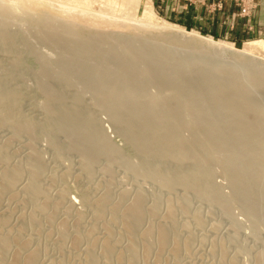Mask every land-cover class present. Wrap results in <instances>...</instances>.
Segmentation results:
<instances>
[{
  "label": "bare ground",
  "instance_id": "6f19581e",
  "mask_svg": "<svg viewBox=\"0 0 264 264\" xmlns=\"http://www.w3.org/2000/svg\"><path fill=\"white\" fill-rule=\"evenodd\" d=\"M12 1L0 0V50L17 53L24 46L29 54L34 53L35 56L38 52L34 44L42 43L59 54L60 62L57 58V62L53 61V57L49 58L51 61L48 59L54 67L60 63L58 68L50 64L45 66L48 62L45 60L40 68L49 65L50 71L41 69L43 72L39 74L42 79L34 75L32 80L49 93L43 102L48 113L44 120L46 128L42 131L51 134V139L63 148L65 155L77 148H85L95 163L101 156L107 157L111 152L118 151L106 130L94 119L92 110L81 97L73 95L82 88L94 91L98 96L102 93L95 98L97 95L93 92L92 99L95 102L103 100L107 106L115 105L111 108L108 106L111 109V122L115 130L133 146L136 159L131 161L136 170L144 172L151 179L169 182L174 187L187 183L193 189L202 188L208 197L236 204L250 224L264 230V61L244 57L241 52L232 49L233 43L215 40L196 31L193 38H184V28L166 20L160 21L150 0L143 4L140 18L136 13L141 0H100L109 16L119 18L118 23H114L115 28L119 29L117 31L112 28L114 25L109 27L103 22L78 27L79 19L68 14L71 9L79 11V14L103 17L101 12L90 6V0H30L31 9L24 5V0ZM52 1H58L60 5L56 8ZM16 21L31 22L32 26L26 32L17 33L11 28ZM243 47H254L264 52V39L248 41ZM36 57L41 60L40 63L47 58L43 56L42 60L40 55ZM3 63L0 60V69H4L0 72V128L26 122L30 130H38L39 121L25 115L21 107L23 92L11 88V76L23 73L21 63L18 62L19 67L17 63V66L14 63V67L11 63V68L2 66ZM62 74L63 77L66 74L77 75L79 79L60 80ZM59 82L63 87H58ZM150 86L155 88L154 92L148 91ZM69 98H74L72 103L68 102ZM74 133L79 140L74 138ZM61 134L62 137L65 134L72 137H69L70 140L59 139ZM9 147V142L0 141V163L11 162L9 182L6 184L8 191L15 190L22 177L36 168L29 178L28 189L38 199L39 205L21 234L30 226L42 229L41 213L58 215L56 208L53 210L51 186L41 182L47 167L43 159L35 156L27 161V165V162L23 164L24 161L13 162ZM216 167L221 169L223 177L230 183L231 189L226 194L213 179ZM89 171L92 172L93 167ZM111 190L115 189L111 188L100 198L92 199L88 192L81 196L83 204L95 205L99 216L104 218L111 212L113 215L108 226L110 233L106 237L104 235L103 243V236H95L98 224L77 229L79 241L87 235L92 237L89 261L84 264H99V257L103 255V260L116 257L122 260V264H136L151 257L154 248L167 247L179 237V251L184 249L186 241L181 237L183 234L180 236L179 231L171 232L168 221L152 223L148 230H144L146 215L155 209L161 210L162 200L157 205H146L145 193L125 209L127 196L116 201L112 197L115 192ZM191 197H182V202L188 203V207L193 202L189 204ZM3 198L0 197V204ZM67 201L61 198L58 204L71 212L75 203ZM179 202H174L170 208L173 216L167 214L169 218H176ZM117 206L121 209L119 216L114 214ZM10 216L0 215V235L7 242L2 236L0 239L7 243L6 251L4 248L6 255H14V264H40L42 248L27 250L31 239L21 234L18 236L19 233L13 234ZM63 223L65 235L70 236L68 222L63 220ZM116 232H119L118 238L114 236ZM127 236L132 238L131 244L127 251L119 252L117 245ZM100 244L105 250L99 255ZM26 250L29 254H26ZM60 259H55L53 264H62L66 258Z\"/></svg>",
  "mask_w": 264,
  "mask_h": 264
},
{
  "label": "rangeland",
  "instance_id": "374dc122",
  "mask_svg": "<svg viewBox=\"0 0 264 264\" xmlns=\"http://www.w3.org/2000/svg\"><path fill=\"white\" fill-rule=\"evenodd\" d=\"M145 1L147 0H141L139 9L136 13L137 17L139 18L140 16L142 17V9ZM150 1L153 6V10L154 12H156V15L158 16L160 21L166 20L170 23L177 24L180 27L184 28V38H193L194 31H196L204 36L212 37L215 40L222 39L233 43L232 49L241 52L244 57H252L256 58V60L258 59L260 61H264V52L259 51L254 47H248L243 49V45H245L246 42L254 39H264V35L253 34L246 35L243 37H225L221 34H210L205 30L196 28L190 24H183L179 21V19L175 17L172 18L171 16H167L164 12L163 6V4H165L167 0ZM187 1L191 0H186V2ZM231 1L233 4H238L239 6L241 4H250L253 6L256 3L255 0ZM52 3L56 8L60 5V2L58 1H52ZM24 5L27 6L28 9L32 8L30 0L29 2L28 0H24ZM90 6L98 13L101 12L103 17L101 16L102 18H99L100 16L95 17L93 15L87 16L83 13H81V16V14H79V11L71 9L69 10L70 12L68 11V14L79 19V21H77L79 22L77 23V25L79 24L78 27H83L87 24V26H89V24H99V22H103L102 24H105L109 27H112L114 25L112 28H115V25L118 23L117 20H119V18L117 17L116 19H114V17L116 16L111 15L110 17L107 13L106 6L102 3V1L90 0ZM107 20H110V23H108ZM115 21L116 24H114ZM105 22H107L108 24ZM29 26H32L31 22L16 21L11 28L12 31L21 33L26 32L25 30ZM117 30L119 29L115 28V31ZM34 46L36 48V51L38 52L35 53V56L34 53L32 55L31 53L29 54L27 48L22 46L20 47V49H18L19 51L17 50V53L4 52L0 50V60L4 61L2 66L5 67L9 66L11 63L13 67L15 66L14 63H17L18 66L17 64L16 66L19 67V63H21V67H23V69H21L23 75L18 74L17 76L16 74L14 76L15 78L11 76V78H13L11 81V85L13 87L11 86V88L19 89L23 92L24 99L21 101V107L25 115L31 116L39 121V128H37L38 130H30L26 122L16 124L17 126L15 124H10L6 127H1L2 130L0 128V141H6V143L9 142L10 149H8L10 153H12L11 158L13 162L22 163V161H24L23 164L25 165V162L33 159L32 157L34 156L36 158L43 159L42 161L45 165V168L47 167L46 172L48 175H46L45 172L44 176L42 177L44 180L42 179L41 182L44 181L43 184L48 183V186H51L50 193L54 203L53 210L56 208V214L58 215L54 216V214H49L46 212L45 213L47 215L45 213H41V215H43V228L40 229L34 226L38 229L36 230L33 226H30L29 229L25 230L21 234V231L25 228L28 219L33 218L32 216H34V210L39 205L38 199L34 198V196L31 195V192L28 189V181H30L29 178L32 174L36 172V168H34L31 173L29 171L27 175H24V178L22 177L19 184L16 185L17 188L15 187V190L12 189L14 192L8 191L6 189V184L7 182H9L10 177L9 166L11 162L9 161H3L5 164L3 162L0 163V197L3 198L4 196L0 204V215H11L10 223L11 226L14 227H12V232L14 235H16L15 233H19L18 236L21 234V236L23 235L24 238L28 237L29 239H31V244L30 246H28L27 250L38 247L42 248L43 253L40 257V264H53V261L55 259L59 260L60 258V260L66 258L64 259L66 262L64 261L62 264H84L89 261V245L92 237L87 235L83 237V240L79 241L76 235L78 233L77 229H79V227L81 229H85L91 227L93 224H98L97 229L95 231V236H103V238L100 237L102 242L105 240L107 234L110 233L108 226L109 221L112 219L113 215L111 212L104 218L101 215L99 216L95 205H93V203H91L92 205L90 203L83 204L81 196L84 192H88L89 195L91 194L90 197H92V199L93 197L100 198L103 194H107V191H110L111 188L115 189L111 190V192H115V195L112 193V197H114V200L119 201L127 196L125 199V209H128L131 203L136 198L145 193L147 195V198L145 200L146 205H151L152 203H154L153 205H157L162 200V204L159 208L161 210L155 209V211H151V213L146 215L143 223L144 230H148L149 226H151L152 223L154 224L155 222L168 221V224H170V226L172 227H170L171 232L179 231L178 233L180 234V236L181 234H183L181 236L182 239L184 238V241H186L184 249H182L183 252L181 251L182 253L179 251V243L181 241V238L179 237L173 244H169L167 247H165V245H162L159 246L157 249L154 248L151 257H147L146 260H140L136 264H237L238 261L239 264H259V262H264V230L262 227L263 225L259 226L262 227V229L259 228V231L258 227L253 224H250L247 218H245L244 215L241 214L236 204L231 205L217 197H208L204 189L202 188L196 190L193 189L192 186L187 183H180L174 187L169 182L163 181L159 178L151 179L144 172L136 170L133 166V162L131 161L133 160V158L136 159V153H134L135 150L133 146L129 142H127L124 135L115 130V125L113 124V122H111L112 118L109 114L111 111L110 108L111 106L115 107V105L108 104V106H110L109 108L107 106V103L103 102V100H100L101 103L98 100V102H95L92 98H94L93 96L94 94H96V92H90L91 90L88 91L87 88L80 89V92L76 91L78 95L74 94L73 92L72 93L75 96H79V98L81 97V100L86 103L85 105L92 110V112L94 113V119L106 130L108 137L110 138L112 143L118 148V151L116 150L115 152H111L110 155H107V157L105 156L106 158L104 156H101L102 158L97 159V162L95 163H93V156L85 148H77L72 152H68L65 155L63 148L51 139V134L42 131L43 128H46L44 120L46 117L45 115H47L48 113L43 102L44 99H47L45 97H49V93H47V91L45 92V90L43 91L42 89H40L39 86L32 80L34 78V75L36 77L39 76L41 78L42 75L39 73L43 72L42 70H45L46 68L49 69V65L46 68H40L42 67L41 65H43V62L45 63V60L46 62L48 61L45 66L47 64H50L51 67H54L53 62L49 63V60L51 61L53 59V61H56L57 58V61H59V54L53 52L49 47H47L48 45L46 44L35 43ZM56 54L58 55V57L56 56ZM241 54H239V56H241ZM37 55H40V59L42 60L43 56L44 58H47L44 59L42 63H40L41 60H37L39 59L36 57ZM16 57L19 63L16 62ZM58 64L60 63L55 64V69L59 67ZM10 66L8 68L12 67ZM50 69L48 70V72L50 71ZM2 70L4 69H0V72ZM66 75V77L65 75L63 77L62 74L60 78H58L60 80L61 78L62 80H70L69 78H71L72 80V78L74 77L73 75ZM44 76H46V74ZM77 78L79 79V76L75 75L73 80H77ZM58 87H63V85L61 86V83L59 82ZM149 90L151 92H154L155 88L150 86L148 88V91ZM67 94L70 95L71 92ZM96 95L97 96H95V98L100 97L102 93H100L99 96L98 93ZM72 99L74 98H69L68 102L72 103ZM114 107H112V109ZM112 125H114V127ZM185 134H188V132H186ZM63 136L65 137H62L61 134L59 136V139L61 138L70 140L71 138L69 137H72V135L68 136V134H65ZM74 138L79 140V137L76 133H74ZM28 163L29 162H27L26 165ZM92 167L93 171L91 172L89 170ZM213 176L215 182L220 184L223 194H226L230 191V183L223 177L220 168L216 167L214 169ZM1 177L3 178L1 179ZM105 183L108 185V187ZM4 190L8 191V193L5 194L6 191ZM186 195L188 197L192 196L191 198H189V204H191L192 200L194 202V204L192 202L191 206L189 207L187 206L188 203L186 204V202H182V197H185ZM61 198H63V200H71L75 203V207H73V209L71 210L72 213L69 211L70 209L67 210V208H64L63 205L60 206L58 204L59 201H61ZM178 200L181 202V204ZM176 201L179 202V207H177L176 209L177 212L175 211L176 218L172 219L169 218L167 214H172L170 208L174 205V202ZM65 204L67 203L65 202ZM127 204L129 205L128 207H126ZM254 209V211H257L256 208ZM114 214L117 216L121 214V209L119 206L116 207ZM171 216H173V214ZM63 220H66L68 222L67 229H70H68L70 231H68L70 233V236H66L64 233L63 228L65 224L63 223ZM115 235H117V238L120 236L119 232L114 233V236ZM1 236L2 235H0V237ZM1 238H4V240L6 239L4 236H2ZM0 241V264H14V255H6V240L4 241V243L1 239ZM131 241L132 238H130L129 236L125 237V239L123 238V240H121L117 245L119 248V252H122L124 250L127 251L126 249L129 248ZM100 246L102 247H99L100 250L98 249L97 251L99 255L100 252H103L104 249L103 244H100ZM225 249L226 251H224ZM26 254H29L28 251L26 252ZM103 257H99V264H122V260L117 259L116 257L115 259L105 258L104 260Z\"/></svg>",
  "mask_w": 264,
  "mask_h": 264
},
{
  "label": "crops",
  "instance_id": "0c3cea01",
  "mask_svg": "<svg viewBox=\"0 0 264 264\" xmlns=\"http://www.w3.org/2000/svg\"><path fill=\"white\" fill-rule=\"evenodd\" d=\"M250 15L239 14L240 6L231 0H167L164 12L183 24L225 37L264 35V0H255Z\"/></svg>",
  "mask_w": 264,
  "mask_h": 264
},
{
  "label": "built area",
  "instance_id": "2783aa9c",
  "mask_svg": "<svg viewBox=\"0 0 264 264\" xmlns=\"http://www.w3.org/2000/svg\"><path fill=\"white\" fill-rule=\"evenodd\" d=\"M251 8H252V5L250 4H247V5L241 4L239 14L243 16H248L250 15Z\"/></svg>",
  "mask_w": 264,
  "mask_h": 264
}]
</instances>
